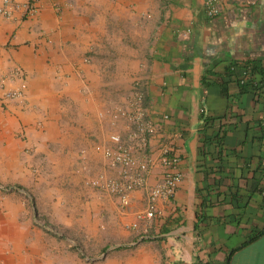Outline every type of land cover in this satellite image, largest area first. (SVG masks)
Wrapping results in <instances>:
<instances>
[{"label":"crops","instance_id":"1","mask_svg":"<svg viewBox=\"0 0 264 264\" xmlns=\"http://www.w3.org/2000/svg\"><path fill=\"white\" fill-rule=\"evenodd\" d=\"M38 6L0 18V264H264V0L212 18L203 0ZM136 88L159 133L147 187L123 205L84 179L118 175L94 146ZM165 143L181 184L160 220L129 228Z\"/></svg>","mask_w":264,"mask_h":264},{"label":"built area","instance_id":"2","mask_svg":"<svg viewBox=\"0 0 264 264\" xmlns=\"http://www.w3.org/2000/svg\"><path fill=\"white\" fill-rule=\"evenodd\" d=\"M230 0H203L206 16L209 18L219 15L225 3ZM239 3H254L255 0H231ZM40 0H0V18L20 20L34 16ZM17 77H22L20 69L15 70ZM252 68L246 69L240 76V82L253 80ZM264 82V77L262 83ZM7 97L15 93H7ZM144 94L139 89L129 98L128 107H117L110 113L112 130L106 142L95 144V150L100 153L110 167L118 169V175L112 176L106 172L87 179L86 183L98 190L117 196L123 205L128 204L130 192L147 187V173L152 159L147 155L150 139L159 133L157 124L149 118L143 105ZM129 121L127 135L122 134L118 125L121 120ZM160 162L164 167L163 179L153 187L148 188L147 204L136 214V221L129 228H137L145 219L160 220L163 217L158 206L161 199L170 200L178 190L183 176L176 171L179 156L172 154L171 145L161 146ZM264 164V157H263ZM144 236L141 237L143 239Z\"/></svg>","mask_w":264,"mask_h":264},{"label":"rangeland","instance_id":"3","mask_svg":"<svg viewBox=\"0 0 264 264\" xmlns=\"http://www.w3.org/2000/svg\"><path fill=\"white\" fill-rule=\"evenodd\" d=\"M108 174L113 176L112 173H108ZM115 175H116V174H115ZM55 177H56V176H55ZM60 177H61V179L69 180L70 177L72 178V173H71V171H68V172H66V173H62V174L60 175ZM90 177H93V176H88V177H86V178L84 179L85 182H86L87 179L90 178ZM80 243H81V242H80ZM84 244H85V243H84Z\"/></svg>","mask_w":264,"mask_h":264}]
</instances>
